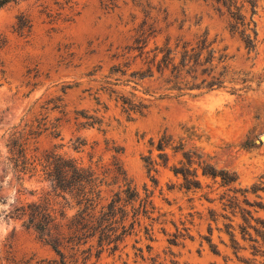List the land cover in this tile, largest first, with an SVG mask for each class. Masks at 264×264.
<instances>
[{"label":"rangeland","instance_id":"rangeland-1","mask_svg":"<svg viewBox=\"0 0 264 264\" xmlns=\"http://www.w3.org/2000/svg\"><path fill=\"white\" fill-rule=\"evenodd\" d=\"M26 124L22 173L8 139ZM262 136L264 0H17L0 10V264L55 258L21 207L82 209L51 153L94 174L98 211L138 194L121 204L140 224L87 264H264Z\"/></svg>","mask_w":264,"mask_h":264},{"label":"trees","instance_id":"trees-1","mask_svg":"<svg viewBox=\"0 0 264 264\" xmlns=\"http://www.w3.org/2000/svg\"><path fill=\"white\" fill-rule=\"evenodd\" d=\"M16 1L0 0V10ZM28 128V124L15 128L8 139L11 154L9 160L22 173L36 170L34 162L27 157V145L31 136L37 133ZM44 162V170L51 178L55 191L72 194L82 209L67 220L66 215L61 213V220L58 221L59 217L41 203L21 207L20 213L27 219L28 228H33L55 253L54 259L44 261L43 264H87L93 256L99 257L104 251H117L123 239L140 224L138 215L129 219L128 211L121 204L122 195H126L131 202L137 198V192L127 187L122 192H117L112 202L98 211L97 201L101 191L98 190L99 185L90 170L79 168L73 159H65L53 153L47 155ZM203 174L213 178L222 176L225 181L224 173L213 168L204 170ZM64 220L65 223L62 222ZM260 224L262 230L254 231L264 241V221H260ZM232 240L238 246L233 237Z\"/></svg>","mask_w":264,"mask_h":264},{"label":"water","instance_id":"water-1","mask_svg":"<svg viewBox=\"0 0 264 264\" xmlns=\"http://www.w3.org/2000/svg\"><path fill=\"white\" fill-rule=\"evenodd\" d=\"M261 141H264V136L261 137Z\"/></svg>","mask_w":264,"mask_h":264}]
</instances>
